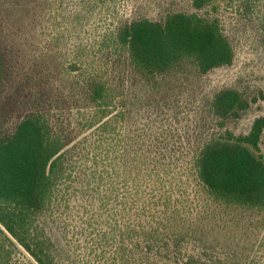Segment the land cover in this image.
<instances>
[{
    "label": "trees",
    "instance_id": "obj_1",
    "mask_svg": "<svg viewBox=\"0 0 264 264\" xmlns=\"http://www.w3.org/2000/svg\"><path fill=\"white\" fill-rule=\"evenodd\" d=\"M189 1L197 12L128 23L126 0H0V264H259L220 238L264 229V117L235 134L251 104L219 90V131L187 166L162 163L134 149L109 76L111 55L145 76L231 65L203 10L264 29V0Z\"/></svg>",
    "mask_w": 264,
    "mask_h": 264
},
{
    "label": "rangeland",
    "instance_id": "obj_2",
    "mask_svg": "<svg viewBox=\"0 0 264 264\" xmlns=\"http://www.w3.org/2000/svg\"><path fill=\"white\" fill-rule=\"evenodd\" d=\"M175 12L197 11L189 0H126L121 16L128 23L139 19L162 21ZM200 13L220 19L235 49L231 65L205 75H199L188 64L163 76H145L131 65L125 54L109 57V76L127 112V130L137 144L133 145L134 149H141L162 163L172 161L184 167L192 154L219 131L210 111L215 92L236 88L251 104L239 120L228 122L235 134L246 135L254 120L264 117V29L255 21L224 10ZM261 148L264 151V136ZM225 228L220 239L231 260H234L232 254L244 258L242 253L248 252L250 260L264 263V229L254 230L244 223L237 227L227 224ZM237 229L244 231L245 236L235 244L232 239L236 240ZM229 242L231 246H227Z\"/></svg>",
    "mask_w": 264,
    "mask_h": 264
}]
</instances>
